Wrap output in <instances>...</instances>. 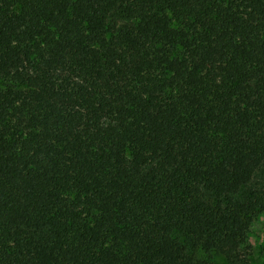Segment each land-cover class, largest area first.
<instances>
[{"label": "trees", "instance_id": "obj_1", "mask_svg": "<svg viewBox=\"0 0 264 264\" xmlns=\"http://www.w3.org/2000/svg\"><path fill=\"white\" fill-rule=\"evenodd\" d=\"M263 167L264 0H0V264H250Z\"/></svg>", "mask_w": 264, "mask_h": 264}, {"label": "rangeland", "instance_id": "obj_2", "mask_svg": "<svg viewBox=\"0 0 264 264\" xmlns=\"http://www.w3.org/2000/svg\"><path fill=\"white\" fill-rule=\"evenodd\" d=\"M264 187V167L256 174L249 188ZM250 243L252 245V254L250 264H264V214L260 215L251 225ZM214 264H228L221 255L212 254Z\"/></svg>", "mask_w": 264, "mask_h": 264}]
</instances>
